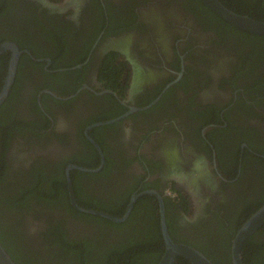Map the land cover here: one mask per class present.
<instances>
[{
  "label": "flooded vegetation",
  "instance_id": "af4514ba",
  "mask_svg": "<svg viewBox=\"0 0 264 264\" xmlns=\"http://www.w3.org/2000/svg\"><path fill=\"white\" fill-rule=\"evenodd\" d=\"M238 3L250 15L262 9L259 0ZM203 33L212 34L207 43ZM257 36L264 38L202 0H0V44L20 52L0 104L9 128L0 169L11 189L2 198H26L20 207L1 200V218L18 224V235L36 226L30 243L62 251L61 263L64 240L53 241L64 232L86 241L94 262L118 248L120 264H158L165 229L212 264H231L236 233L264 205V60L254 62L264 57L255 54L264 41L256 45ZM11 54L0 55V91ZM220 62L228 72L216 76ZM178 167L202 169L209 194L193 200ZM145 190L160 195L165 226L155 195L131 201ZM242 252L264 264V225Z\"/></svg>",
  "mask_w": 264,
  "mask_h": 264
},
{
  "label": "water",
  "instance_id": "95a60500",
  "mask_svg": "<svg viewBox=\"0 0 264 264\" xmlns=\"http://www.w3.org/2000/svg\"><path fill=\"white\" fill-rule=\"evenodd\" d=\"M207 7H209L215 14L223 18L225 21L234 25L235 27L253 34L264 36V20L256 19L252 15L248 13H239L237 11L230 10L226 7L225 4L221 2V0H202ZM52 3V2H51ZM52 5V4H51ZM211 34L203 33V41L207 39L209 40ZM11 51V58L9 62V67L6 75V79L4 81L3 87L0 91V104L6 98L10 87L12 85L14 75L16 73L17 60L20 56V52H18L16 46L13 43L5 42L0 44V55L4 52ZM232 60V59H231ZM218 65V69L214 74L219 76L221 73H227L228 71L223 65L225 62H220ZM172 152L170 153V156ZM171 160H173L171 158ZM73 167H69L72 169ZM202 170V169H201ZM196 172H183L182 167H178V171L181 174H178L182 181L184 182V186L187 191L192 195V199L195 201H199L200 199L206 197L209 194L210 184L206 183L205 176L203 175V171ZM194 173V174H193ZM68 190H69V198L72 206L77 207L76 201L74 199V195L71 190L70 182L68 180ZM144 194H153L158 198L160 203V215H161V223L162 226H165L164 223V210L162 199L158 192L154 190H145L135 194L131 197V201L133 202L136 198L141 197ZM102 216L108 218L111 221L119 222L122 218H116L112 215L99 213ZM264 225V205L252 213L247 217L245 222L241 225L238 232L236 233L230 250L231 264H245L243 257V245L247 238H249L253 233L262 228ZM36 226H32L30 229H27L28 232H35ZM163 238H164V253L158 261V264H177L178 258H184L189 261L191 264H212L202 252L196 249L193 246L184 243H178L172 240V238L166 233L165 229H162ZM23 248V245H22ZM0 264H18L11 256V254L6 250L3 243L0 241Z\"/></svg>",
  "mask_w": 264,
  "mask_h": 264
},
{
  "label": "trees",
  "instance_id": "16d2710c",
  "mask_svg": "<svg viewBox=\"0 0 264 264\" xmlns=\"http://www.w3.org/2000/svg\"><path fill=\"white\" fill-rule=\"evenodd\" d=\"M231 1L233 2L234 7H239L240 11H242V12L245 11V9L247 7L246 3H238V0H231ZM259 1H260V5H261L262 9L258 13L257 12L254 13L256 18L257 17L261 18L264 16V0H259ZM263 39L264 38L261 39V37L257 36V38L255 40L256 45H257V43H263V41H264ZM255 54L263 56L264 55V48L259 49V45H257V47L255 49ZM0 125L2 126L1 127L2 132H4L2 135H0V148H3V147L6 148L7 147V139H8V129L9 128H7V126L4 124L3 121H0ZM255 133L258 134V136H260V134L262 132H255ZM250 148L252 150H255L252 147H250ZM238 152H240V151L238 150L236 153H238ZM231 153L233 155L234 152L231 151ZM247 157L249 159L252 158V156L250 154ZM235 159H236V157H235ZM254 160H257V158H254ZM259 160L264 161L263 159H260V158H259ZM261 163H263V162H261ZM5 170L6 169H0V203H1V200H3L7 207H9L10 205H12L11 207L23 206L22 203L26 202V198L20 193L16 194L14 199L9 197V195H7L6 198H2L3 192H8L11 190L10 188H4L3 187L4 183L6 182V178L8 176V175L6 176ZM42 171H44V170H42ZM13 174H14L13 175L14 177L17 176L16 172H14ZM44 174H45V172L40 173L41 184L45 183V180L43 178ZM57 186H58L57 187L58 193L63 194L65 186L63 185L61 179H58ZM21 191H26V188L24 186L21 187ZM65 196H66L65 198L67 199V195H65ZM53 202H59V201H53ZM61 202H63V201H61ZM2 216L3 215L0 214V241L3 243L6 250L11 254L12 258L18 264H44L42 262L43 258H47L46 260H48V263H46V264H56L57 262L59 264H100V263H102L101 261L100 262H94L92 259H90V256L88 255V253L90 252L91 248L88 246V244L85 245V243H83V242H86L83 239H80L77 237H74L73 239H65L64 238V232H60V235L53 233V235L56 234V237L58 239L57 241H53V242L59 243L61 240H64V242H62V243H64L66 245V247H63L61 245L62 243L57 245L60 249L66 248L65 254L68 257V259L61 263L62 257L64 255L62 251H60V250L55 251L53 249H56V248H52V249H49V251L47 253H45L42 250L43 248H40L37 245V244H39L38 242H36L37 244H31L30 243L31 242V241H29L30 232H26L25 230L23 232V230H22L21 234L18 235L19 227H18V229L15 228L14 230L11 229L9 226V222H12V224H14V222L10 221L11 219L6 218V217L1 218ZM19 223L21 225H23L22 221ZM16 225H18V224H14V226H16ZM12 232H16V234L13 236H10L9 234ZM7 236L10 238L9 240H6ZM36 239L38 241H43V239H41L40 236L36 237ZM8 243H11V246ZM22 245H23V248H22ZM224 245H226L224 251L229 252L230 244L228 245V243H227ZM79 247H80V253L77 255V257H75L76 258V260H75L73 258L74 253L78 252ZM197 247L199 248V246H197ZM21 252L23 253V257H22ZM121 252H122V250L116 248L115 250H112L109 254L107 253L106 254V261L104 262V264H120L122 262L121 261V257H122ZM150 254L153 255L154 253H150ZM261 256H262L263 261H264V253H261ZM244 263L245 264H251V262L247 259H244ZM177 264H191V263H189L184 258L180 257V258H178Z\"/></svg>",
  "mask_w": 264,
  "mask_h": 264
},
{
  "label": "rangeland",
  "instance_id": "374dc122",
  "mask_svg": "<svg viewBox=\"0 0 264 264\" xmlns=\"http://www.w3.org/2000/svg\"><path fill=\"white\" fill-rule=\"evenodd\" d=\"M264 60V57L262 58V57H256L255 59H254V62H260V60ZM10 227H12L13 228V230L16 228V226H14V225H11ZM6 239H10L8 236L6 237ZM10 246H11V243H8Z\"/></svg>",
  "mask_w": 264,
  "mask_h": 264
},
{
  "label": "clouds",
  "instance_id": "9594fccd",
  "mask_svg": "<svg viewBox=\"0 0 264 264\" xmlns=\"http://www.w3.org/2000/svg\"><path fill=\"white\" fill-rule=\"evenodd\" d=\"M221 2L223 3V4H225V5H227L225 2H223V0H221ZM234 11V10H233ZM236 11L237 12H239V13H241V14H243L244 12H242V11H240V10H238V9H236ZM254 14H252V16H253ZM254 17V16H253ZM254 18H256V17H254ZM256 19H259V18H256ZM260 20H264V19H260ZM211 36H212V34H211ZM210 36V37H211Z\"/></svg>",
  "mask_w": 264,
  "mask_h": 264
}]
</instances>
